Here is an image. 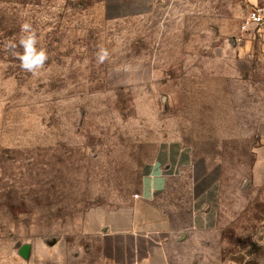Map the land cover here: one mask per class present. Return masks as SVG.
<instances>
[{
  "label": "rangeland",
  "instance_id": "1",
  "mask_svg": "<svg viewBox=\"0 0 264 264\" xmlns=\"http://www.w3.org/2000/svg\"><path fill=\"white\" fill-rule=\"evenodd\" d=\"M132 2L0 0V264L122 260L109 217L161 198L178 141L219 172L223 258L254 261L264 58L259 33L243 35L250 0ZM25 21L49 55L35 76L4 50Z\"/></svg>",
  "mask_w": 264,
  "mask_h": 264
},
{
  "label": "crops",
  "instance_id": "2",
  "mask_svg": "<svg viewBox=\"0 0 264 264\" xmlns=\"http://www.w3.org/2000/svg\"><path fill=\"white\" fill-rule=\"evenodd\" d=\"M142 1L147 0H133V13L145 11ZM255 5L264 6V0H250L249 12ZM254 32L260 35L264 58V24H249L243 35L251 36ZM254 129L255 158L248 187L257 190L258 200L264 203V120ZM171 144H177L180 149L175 155V169L170 176L164 172L160 175L164 184L161 198H153V194L139 195L124 212L109 217L112 221L108 224L112 232L110 236L123 238V254L127 255L122 260L109 256L107 264H243L223 258L228 239L221 222L222 186L218 170L199 160L179 141ZM169 177L170 187L167 185ZM155 191V186L149 187V193ZM253 221H256L253 225L258 226L259 232L250 239L254 242L255 253L254 261L249 264H264V211ZM239 237L240 233H237L236 240ZM257 242L263 248L260 252Z\"/></svg>",
  "mask_w": 264,
  "mask_h": 264
},
{
  "label": "clouds",
  "instance_id": "3",
  "mask_svg": "<svg viewBox=\"0 0 264 264\" xmlns=\"http://www.w3.org/2000/svg\"><path fill=\"white\" fill-rule=\"evenodd\" d=\"M38 43L36 30L31 23L25 21L20 25L18 40H6L4 50L19 61V67L23 71L35 76L39 74L49 60L47 51L38 48ZM107 57L108 52L103 48L97 53V59L100 63H103Z\"/></svg>",
  "mask_w": 264,
  "mask_h": 264
},
{
  "label": "built area",
  "instance_id": "4",
  "mask_svg": "<svg viewBox=\"0 0 264 264\" xmlns=\"http://www.w3.org/2000/svg\"><path fill=\"white\" fill-rule=\"evenodd\" d=\"M255 24L256 26H261L264 24V6L263 5H255L249 14V18L246 23L243 25V29L249 24Z\"/></svg>",
  "mask_w": 264,
  "mask_h": 264
},
{
  "label": "water",
  "instance_id": "5",
  "mask_svg": "<svg viewBox=\"0 0 264 264\" xmlns=\"http://www.w3.org/2000/svg\"><path fill=\"white\" fill-rule=\"evenodd\" d=\"M24 254H26V252Z\"/></svg>",
  "mask_w": 264,
  "mask_h": 264
}]
</instances>
